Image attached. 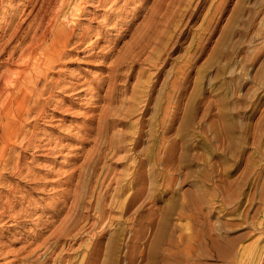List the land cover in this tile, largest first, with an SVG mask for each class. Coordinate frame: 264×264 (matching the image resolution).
<instances>
[{
    "label": "rangeland",
    "instance_id": "rangeland-1",
    "mask_svg": "<svg viewBox=\"0 0 264 264\" xmlns=\"http://www.w3.org/2000/svg\"><path fill=\"white\" fill-rule=\"evenodd\" d=\"M72 1L85 39L69 36L47 92L29 98L23 143L0 150V264H252L264 0ZM33 2L0 0V35Z\"/></svg>",
    "mask_w": 264,
    "mask_h": 264
},
{
    "label": "bare ground",
    "instance_id": "bare-ground-1",
    "mask_svg": "<svg viewBox=\"0 0 264 264\" xmlns=\"http://www.w3.org/2000/svg\"><path fill=\"white\" fill-rule=\"evenodd\" d=\"M65 1L66 0H49L47 5L45 4L46 6H44L45 0H41V2L39 3V7L37 8L36 12H34L36 9L33 11L31 8L30 10L33 11L32 13L29 12L28 16L26 15L27 17L26 16H25V18L22 17V20L16 21L17 23H15V24L14 23L11 24L13 26H11L10 29H8V33L4 32L3 35H0V40L2 39V41H0V126H2V130L0 129V150L5 149L6 147L9 148L11 144L14 147L15 144H13V140H15V141L19 140V141H17V143L19 145H20L19 142L23 143V140L26 136L25 135L26 132L21 131V129L23 127H24L23 130L25 129V126H23L22 122L25 123V119H27L28 114L30 115V113H31V112H29L30 108H32V106H30V104H29V98L32 97L33 94L38 95V96L41 94L43 95V93L46 91L44 89H45L46 84H48L47 77L49 75V72L52 69H54V67L59 63V60L62 58V56H64L66 54V52H67V41L69 39V36H72V37L76 36L77 37V40L75 39L76 42H74L76 44H79L80 42H82L85 39V36H86L85 33L82 32L81 34L79 33V35L74 33V29L78 25V24L76 25L77 22L74 21L75 19L74 20L68 19V15L69 14L71 15L74 11H78V13L80 12L79 11L80 7H78V4H80V3H78V1H77V3L72 6L71 5L72 3L70 1L71 4L69 3V5L71 7L69 8V11H66V10H64L65 3H66ZM34 2H36V0H34ZM67 2H68V0H67ZM81 2H83V1H81ZM66 5H67V3H66ZM69 5H68V7H69ZM37 6H38V4H37ZM111 7H112V5H111ZM117 7H116V9H118ZM65 9H66V7H65ZM110 9H108V10H110ZM112 9H113V11L116 10V9H114V7ZM120 9H118V10H120ZM80 10H82V8ZM8 12H9V10H8ZM5 13H7V12H5ZM15 15H13V18H15L14 17ZM60 16H62L63 18L66 19V23H63L59 20ZM75 16H76V14H75ZM8 23H10V22H8ZM67 23H69V24H67ZM5 25H6V23H5ZM0 31H2V30H0ZM12 41L14 42V44L12 43V46L10 45L8 48L9 43ZM70 41H71V39H70ZM70 41H69V43H70ZM137 42H138V40H137ZM139 47H141V45L138 46V48ZM4 52H6V54H5L6 56H3ZM16 53H17V56L14 59ZM138 53H137V55H138ZM1 68H3V69L1 70ZM107 77L109 78V75H107ZM109 79L111 80V77ZM48 80H51V78ZM54 81L57 84L58 80L56 78ZM49 82L51 83V81H49ZM107 82L111 83V85L113 83V82H109V80ZM52 85H53V81H52ZM111 85H108V86L110 87ZM46 88H47V86H46ZM110 88H112V87H110ZM112 89H114V88H112ZM112 92H113V90H112ZM109 93H111V91ZM109 95L104 94V96L107 97V99H106L107 101H109L108 99L111 96V95L110 96ZM30 99H32V98H30ZM38 101L39 100L37 99V102H36L37 104H39ZM10 109H11V115L12 116H10V118L7 119L6 115ZM31 110H35V107H34V109L32 108ZM39 112H41V111L39 110ZM2 119H6V120L2 121ZM14 119H16V121H14ZM168 119H171L170 115H168ZM28 135H27V137H28ZM28 139H25V140L28 141ZM7 143H8V146H7ZM24 144H25V141H24ZM26 144H25V146H26ZM13 147H12V149H13ZM94 148H96V147H94ZM10 149H9V151H10ZM98 149H100V147H97V150ZM3 152H4V150L1 151V153H0L1 158L3 157L2 156ZM97 152H99V151H97ZM90 155H91V153H89V152L85 155V157H84L85 163H86V161H87V163H89L91 161L90 157H89ZM12 156L14 158V155H12ZM6 157H8V156H6ZM8 158H10V157H8ZM0 160L2 161V159H0ZM5 160H6V158H5ZM8 160H10V159H8ZM12 160L15 161V159H12ZM5 164L6 163H4V165ZM2 166H3V164L1 165L0 168H2ZM8 166H7V164L5 165V167H8ZM12 166L15 167V164L14 165L12 164ZM10 167H11V165H10ZM68 180H69V177H68ZM119 183H120V181H119ZM117 185H119V184L117 183ZM119 187L120 186H118V187L116 186V188H114L115 192L117 191V189ZM70 191L74 192V193H72L74 196H77V194L75 195V191H73V189H71ZM68 192H69V190H68ZM82 195H83V193H82ZM72 199H74V197ZM75 199H76V197H75ZM77 202H79V201H77ZM72 209H73V206H72ZM100 217H101V215H100ZM75 220H76V218H75ZM72 222H73V220H72ZM73 224L74 223H72L71 225L73 226ZM65 225H67V224H65ZM90 225H92V224H90ZM258 250H259V252H258L257 256L255 255L256 259H254V261L251 260L253 262L252 264H264V248H262L261 250L260 249H258ZM250 258H251V256H250ZM34 263H36V262H34ZM58 263H60V262H58ZM58 263H56V264H58Z\"/></svg>",
    "mask_w": 264,
    "mask_h": 264
}]
</instances>
